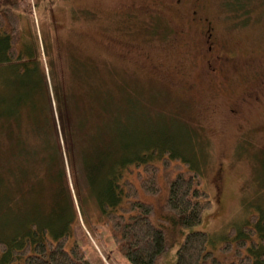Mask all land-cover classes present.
Wrapping results in <instances>:
<instances>
[{"label": "trees", "instance_id": "obj_1", "mask_svg": "<svg viewBox=\"0 0 264 264\" xmlns=\"http://www.w3.org/2000/svg\"><path fill=\"white\" fill-rule=\"evenodd\" d=\"M18 11L19 0H0V264H91L70 241L67 181L78 199L84 181L131 264H161L174 246V264H264L263 206L214 241L195 230L211 200L191 135L130 134L123 102L100 78L86 82L84 63L69 89L48 64L49 86Z\"/></svg>", "mask_w": 264, "mask_h": 264}, {"label": "rangeland", "instance_id": "obj_2", "mask_svg": "<svg viewBox=\"0 0 264 264\" xmlns=\"http://www.w3.org/2000/svg\"><path fill=\"white\" fill-rule=\"evenodd\" d=\"M165 2L150 15L140 9L145 0H19L21 38L37 47L49 86L52 64L58 85L80 87L71 68L80 62L86 82L97 77L109 84L123 102L130 134L141 140L171 134L178 142L191 135L211 200L195 230L213 240L244 223L257 205L264 208V0L210 4L205 14L235 53L234 63L213 73L187 13ZM75 183L79 199L72 181L66 183L70 241L91 264H131L103 226L87 185ZM175 251L168 249L161 264H174Z\"/></svg>", "mask_w": 264, "mask_h": 264}, {"label": "flooded vegetation", "instance_id": "obj_3", "mask_svg": "<svg viewBox=\"0 0 264 264\" xmlns=\"http://www.w3.org/2000/svg\"><path fill=\"white\" fill-rule=\"evenodd\" d=\"M215 1L217 0H166V2L165 0H145V6H141L140 9L146 10L147 14L155 15L158 12L157 8L165 2L168 6L165 8L169 10L175 7L178 11H185L188 24L194 26L199 35V52L205 58L210 72L213 73L225 69V66L235 61L234 51L231 52L228 45L219 39L213 18L205 14L210 11L209 6ZM129 9L132 10L134 7Z\"/></svg>", "mask_w": 264, "mask_h": 264}]
</instances>
